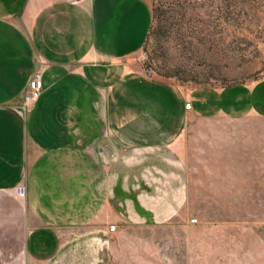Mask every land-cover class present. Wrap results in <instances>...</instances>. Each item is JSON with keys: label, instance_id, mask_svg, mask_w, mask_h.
<instances>
[{"label": "crops", "instance_id": "0c3cea01", "mask_svg": "<svg viewBox=\"0 0 264 264\" xmlns=\"http://www.w3.org/2000/svg\"><path fill=\"white\" fill-rule=\"evenodd\" d=\"M151 23L150 0H0V264L163 261L192 228L203 129L264 118V80L147 76ZM34 74L43 91L25 107Z\"/></svg>", "mask_w": 264, "mask_h": 264}, {"label": "rangeland", "instance_id": "374dc122", "mask_svg": "<svg viewBox=\"0 0 264 264\" xmlns=\"http://www.w3.org/2000/svg\"><path fill=\"white\" fill-rule=\"evenodd\" d=\"M150 2L152 28L138 55L147 76L188 88L264 80V0ZM203 130L191 158L192 228L176 231L174 251L165 248L157 264H264V118ZM202 162L206 181L197 178Z\"/></svg>", "mask_w": 264, "mask_h": 264}, {"label": "built area", "instance_id": "2783aa9c", "mask_svg": "<svg viewBox=\"0 0 264 264\" xmlns=\"http://www.w3.org/2000/svg\"><path fill=\"white\" fill-rule=\"evenodd\" d=\"M147 74L148 75L152 74L151 68H149L147 70ZM43 87H44V85H43L42 76L40 74H34L27 84V92H26L24 99H23V103H24L23 105L25 107H28L31 104H33L34 102H36L39 99L41 92L43 91ZM185 108L188 110L190 108L189 104H187L185 106ZM25 194H26V192H25L24 187L19 186L15 189V195L17 197L23 198V197H25ZM190 223L195 224L196 220L192 219V220H190ZM114 229H115L114 226H110L109 231L113 232Z\"/></svg>", "mask_w": 264, "mask_h": 264}, {"label": "trees", "instance_id": "16d2710c", "mask_svg": "<svg viewBox=\"0 0 264 264\" xmlns=\"http://www.w3.org/2000/svg\"><path fill=\"white\" fill-rule=\"evenodd\" d=\"M152 20H153V16H152ZM151 28H152V23H151V27H150V29H149V32H148L147 38H148V36H149V34H150ZM147 38H146V41H147ZM146 41H145V43H146Z\"/></svg>", "mask_w": 264, "mask_h": 264}]
</instances>
